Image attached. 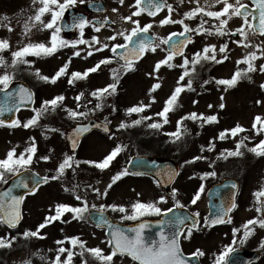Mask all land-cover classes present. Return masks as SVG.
Returning a JSON list of instances; mask_svg holds the SVG:
<instances>
[{"label":"rangeland","instance_id":"obj_1","mask_svg":"<svg viewBox=\"0 0 264 264\" xmlns=\"http://www.w3.org/2000/svg\"><path fill=\"white\" fill-rule=\"evenodd\" d=\"M88 1L90 0H86L84 4H81L78 0L73 8L85 11L84 6ZM166 2L172 5L174 9L172 13L173 19H182L185 12L192 10L196 6L195 0H183V2L181 0H166ZM134 3L135 0H124V4L120 5L119 0H106V16L111 20L112 25L105 27L98 33L87 29L86 32L90 34L88 36L90 41L93 36H97L102 43H108L109 45L112 43H123L122 37H118L116 41H109L107 38L117 32H127L135 27L131 22H125L122 19V17L129 16L136 10L135 7H132ZM211 3L212 0H208V4ZM199 4L205 6V0H199ZM40 6L38 0L35 4L33 0H0V40H6L9 44V48L0 52V56L9 64L12 59L11 53L24 47L26 44L39 43L40 40H44V35L45 40L43 43L48 44L46 38L47 33H43L44 30H41L39 26L31 28V31L25 34V24L31 23L29 17L34 16L36 9ZM220 7L222 5H215L208 10L215 11ZM113 8H116L117 11L113 12ZM167 15L168 11L166 8L161 15L154 19H149L143 14L139 17H133V19H138L141 26L151 23L153 27L149 30V33H153L156 37L165 38L173 31L178 33L183 30L179 24H169L161 27L159 21ZM45 17L44 19H46ZM205 19L210 18L205 17ZM199 22L198 17L193 20H185V23L191 28H195ZM241 23L240 18H233L229 21L228 29L235 30ZM217 24L218 21L212 19L204 27L212 28L214 31ZM9 28H11V31H9ZM192 36L194 43L185 54L189 59L192 58L193 53L201 51L207 44H216L219 46L223 43H228L231 50L228 53L229 59L222 64H216L212 61H202L201 64L195 66V73L191 77L192 89L194 91L185 89L179 95L177 106L173 111L168 113L169 122L163 124V127L160 129H153L148 125L160 121L161 118L155 116V113L163 108L165 101L172 94L174 88L178 86L177 81L183 71L179 67L172 69L162 67L158 74H154L159 77V80L150 78L148 73H151L155 63L163 59L166 55L160 49H157L156 53L149 52L140 64L135 65V70L128 71L126 74L120 64L112 62L109 65H102L100 70L89 75L88 78L77 80L72 84L76 89L83 91L89 100H91L92 106L94 103H101L102 108H94L95 110L92 111V114L107 123L110 121L108 124L112 128L109 135L97 132L88 135L82 141L79 150L74 153L68 150L64 137L70 127L69 122L71 119L67 110H76L74 101L70 99L72 95L70 96L67 92L59 111L52 116L46 113L40 118L37 125L29 129L22 127L12 128L10 130L0 128V158H4L7 151L13 147H16L18 153L23 151L29 146L31 142L30 138H35L37 153L34 157L33 164L29 168L42 176L54 175L58 164L66 155H73L74 159L78 161H100L116 145L126 146L112 162L109 169L100 171L95 167L83 163L80 164L79 168H75V165H73L72 169L66 170L61 180L50 181L48 184L39 188L34 196L28 197L23 203V220L18 231L9 235L10 233H7V230L0 225V237H4L5 239H10L13 236L16 237L10 248H0V264H25V261H30L31 264H52L57 254V249L61 247L56 241L65 240L67 237H79L80 240L86 242L87 248L99 247L107 254L109 248L106 245L107 239L104 233L93 227L87 219L79 221L72 219L71 214H65L63 217L64 220L70 222L62 223L55 221L48 224L44 229H41V235L45 237L44 239L36 237L25 238L22 234L25 231H35L44 222L46 216L54 215L57 204L63 203L72 206L79 204L75 200L73 193L71 191L65 192L64 187L71 189L74 185H79L77 191L87 200L89 205L95 204L97 207L101 204L124 205L129 209V212L131 211V205L138 200L141 202L157 201L161 196L160 190L149 180L133 179L130 175L123 177L113 185L108 190L107 197H98L93 191V189H99L101 192H104L107 185L111 182V178L121 169L126 168V163L130 157L136 155L164 157L177 164L179 174L172 188L177 190L176 198L184 199L188 204H186L188 208H190L189 198L195 195L201 185H203L204 191L197 201L198 205L195 207V212L204 210V206L206 205L205 191L212 184L224 178L237 180L239 187L236 192V202L239 203L240 207L233 214L229 227L231 226L230 228H232L234 220L239 219V224H242L240 228L245 230L243 225L248 220L253 218L259 219L258 212L255 208H258L261 196H254V193L264 191V157H257L247 151V148L254 146L255 143L259 142L258 140L264 138V134L255 136L251 131L254 117L257 115L264 117V90H261L259 87L261 83H264V73L259 71L250 73V81L248 79H242L234 88L224 91L223 86L216 85L214 80L230 78L237 68H245L246 65H237L236 62L254 49L237 46L233 41L239 39L238 36L217 37L215 35L206 36L195 34H192ZM81 38L80 35L76 34V36L67 39V41H77ZM62 39L66 40L63 36ZM262 41H264V37L257 36L253 39L252 43L257 45L261 44ZM90 50L92 49L88 45L81 44L76 49L68 47L65 53L61 52V55L57 53L50 60H45L46 58L38 60L39 57L30 56L31 59L37 60L30 65H20L14 72L13 80L18 79L29 83L37 92L40 102H42L49 95H55L58 90L60 92V87L65 90V88L68 89L72 86L67 83V76L71 72H81L97 59L108 57L111 54L106 49L103 52H94L92 56H88L87 53ZM74 51H80V56H73ZM257 54L259 55V53ZM220 55L217 49L218 58ZM69 60H71V63L68 68V75L62 76L60 81L55 84L40 81L34 74L37 69L40 71V74L43 73L42 69L46 67L44 69V75L48 76L51 72L45 70L49 66L53 70L58 65L62 67ZM172 63L179 65L182 63V58L175 59ZM255 63L258 66L264 63V59L257 60ZM112 70H116L119 75L117 90L114 94H105L102 100H97L91 93L96 89L104 88L114 82L112 79ZM7 71L12 73L13 69L9 67ZM3 72L4 69L0 68V75ZM188 79L189 77H186L182 83L187 84ZM205 80L212 82L201 87ZM157 82L161 84V87L150 96L149 89ZM54 86L58 87V89ZM152 96L155 97V103H152L151 107L145 112L132 115L126 113L128 108L138 105L140 102L149 104ZM221 96L224 97L223 101L221 100ZM92 98L95 101L94 103ZM257 100L261 101L259 105L256 103ZM193 101H198V103L194 104ZM221 103L225 105L223 109L219 107ZM210 104L212 108L208 107ZM192 112H196L197 114L202 113L205 116L216 115L218 122L202 124L199 120L193 121L187 119L183 121L179 139L166 135V133L176 132L177 121ZM33 115L23 112L19 113L17 118L21 122H26ZM55 116L58 118L57 120H50ZM141 116H152L153 119L143 121L139 125L131 126V122L140 119ZM121 122H125L129 127L120 129L119 125ZM237 124L245 129H249V131L241 133L235 138L228 137L224 140L217 138L221 131L231 129ZM52 129L56 131H52ZM185 129L187 130L186 132ZM110 135L113 137L112 139H109ZM243 136H249L251 140L244 141L247 147L241 148L242 156L229 157L226 160L223 158L218 159L225 149L235 150L236 143ZM210 142L215 145L212 151L208 150ZM168 150L173 152L172 157L166 153ZM46 155L51 157L49 161L45 162L39 159V157ZM197 156L203 157V159L196 160L193 163H186V161H192ZM210 172H215V176H207L201 179L205 173ZM137 193H139V196ZM106 212L115 221L129 222V220H122V214L118 212H111L110 210ZM229 227H226L227 230ZM250 228L253 229V232L245 240L243 247L249 250H259L264 255V248L261 247V241H264V228L259 227L258 224L251 225ZM206 234L208 235V233ZM209 235H212L213 238L208 239L207 236L203 237L208 251L211 249L207 245L209 241L214 243V241L222 238L221 233L217 234L213 232ZM63 247L72 249L71 244L68 242ZM72 250L77 253L80 251L78 247ZM65 257L66 253L62 254L61 260ZM84 259H87L88 264H98L88 253H85L84 257L75 255L72 264H82V260ZM114 260L115 264H133L125 257L121 259L117 256L114 257ZM259 264H264V256Z\"/></svg>","mask_w":264,"mask_h":264},{"label":"snow or ice","instance_id":"obj_2","mask_svg":"<svg viewBox=\"0 0 264 264\" xmlns=\"http://www.w3.org/2000/svg\"><path fill=\"white\" fill-rule=\"evenodd\" d=\"M38 2L41 6L36 9L34 16L29 17V21L31 23L25 24V34L29 33L31 28L37 26H39L41 30H51L50 43L45 44L41 42L35 44H26L19 50L13 51L11 53L12 59L10 64L5 61L2 56H0V68L4 69L3 74L0 75V92H4L6 94L4 102L0 103V116H3L5 112H12L13 109L19 111V107L17 106V97L19 98L20 104H23L25 101H32L33 93L24 87H21L19 92L15 94L8 91L10 85L13 82L15 70L20 65H30V61H28L26 57L51 56L55 54L61 47H71L76 49L78 45L85 44L88 45L90 49H92L88 51V56H92L94 52H103L107 49L113 54L114 57L123 61L121 67L124 69L125 74L128 71L135 70V64L143 59L147 53H156L157 49L164 51L166 55L163 59L155 63L153 71L148 73V76L150 78L159 80V77L155 76L154 74H158L162 67H167L168 69L179 67L183 69V71L178 78V86L174 88L172 94L165 101L163 108L159 112L155 113V116L161 118L160 121L153 122L148 125L153 129H160L163 127V124L169 122L168 113L173 111L177 106L179 95L185 91V89L194 91V89H192L191 77L193 73H195V66L197 64H201L202 61H212L216 64H222L229 59L228 53L231 50L228 43H223L219 46L216 44H207L202 48L201 51L193 53L192 58L189 59L185 55L184 49L189 44L194 43L192 34L206 36L215 35L217 37L238 36L239 39L233 41L237 46L254 49L236 62L237 65H246L245 68H237L230 78L214 80L216 85L223 86L224 91L234 88L242 79H248L250 81V73L256 71L264 73V63H261L258 66L255 63L257 60L264 59V47H262V45H264V41L257 45L252 43L255 37H264V0H251V6H249L247 3H243L242 0H212L211 4H208V0H205V6H201L199 4V0H195L196 6L192 10L185 12L182 19L172 18L174 9L172 5L167 4L166 0H135V3L132 7H135L136 10L133 11L131 15L122 17L125 22H131L133 25H135V27L131 28L130 31H120L108 37L107 39L109 41H116L118 37L123 38V43H112L111 45L108 43H102L97 36H93L91 41L85 40L83 38L77 41H67L59 37V33L61 31L72 29H79L81 37H83L84 29L89 26V20L83 16L74 17L71 24L59 23L62 21L66 9L69 7H74L78 0H62V2L61 0H38ZM85 2L86 0H79V3L81 4H84ZM181 2H183V0H181ZM33 3H37V0H33ZM119 4L123 5L124 0H119ZM215 5H222V7L215 11L208 10ZM165 8H167L168 15L159 21L160 26L163 27L169 24H179L182 26L183 30L178 33H170L166 38L155 37L154 39H149L146 34L149 33V30L153 27V25L148 23L141 26L140 21L138 19H133V17H139L145 12L148 16L155 17ZM112 11L116 12L117 9L113 8ZM45 16H50V19H48L46 22L44 19ZM197 17L199 18L200 22L195 28H191L187 23H185V20H193ZM205 17L210 19H205ZM233 18H240L242 23L235 30H230L228 29V24ZM212 19L218 21L214 31L212 28L204 27V25L210 23V20ZM104 23H108L107 18H105ZM103 26V24L100 26L95 24L92 25L93 30L97 33L101 31V27ZM9 31H11V28H9ZM177 36L183 37V39L177 41L174 39ZM8 48V42L6 40H0V52H3ZM217 49L218 53L221 54L219 58L217 56ZM257 53H259V55ZM73 56H80V51H74ZM177 56L182 58V63L179 65L172 63ZM112 62L113 57H105L99 60L93 67H90L83 72H71L68 78V83L72 85L77 80L86 79L91 73H95L100 70L102 65H109ZM70 63L71 60L66 62L52 77L41 75L38 69L34 74L44 82L55 84L60 77L68 75ZM9 67L13 69L12 73L7 71ZM112 72V79L114 82L108 84L104 88L96 89L91 93V95L97 100H102L105 97V94L112 95L116 92L117 85L119 83V75L117 74L116 70H112ZM186 77H189V79L187 84H184L182 82L185 81ZM211 82L212 81L205 80L203 81L201 87ZM160 87L161 84L159 82L154 83L149 89V95L151 96V94L157 91ZM259 87L261 90H264V83H261ZM83 95L84 93H80L75 97V100L79 102ZM223 99L224 97L221 96L222 101ZM64 100L65 97L63 95L56 96L50 100H45L39 109H33V117L28 119L26 122H21L19 119H13L10 122H6L5 120L0 119V126H8L10 128L22 127L24 129H29L30 127L37 125L40 118L46 113L61 106ZM152 103H155L154 96L151 97V102L149 104L140 102L138 105L128 108L126 113L128 115L143 113L151 107ZM193 103H198V101H193ZM256 103L259 105L261 101L257 100ZM95 107L100 109L102 108V105L101 103H97ZM208 107L212 108V105L210 104ZM219 107L220 109H223L225 107L224 103H221ZM67 111L69 117L73 119L87 115L84 112H77L71 109H68ZM113 111H115V109H113ZM152 119V116H141L140 119L133 120L131 122V126L139 125L143 121H150ZM187 119H191L193 121L199 120L202 122V124L218 122V117L216 115L205 116L202 113L197 114L196 112H192L181 117L180 120L177 121L176 132L166 133V135H170L176 139H179L181 135V126L183 121ZM108 123H110V121H108ZM95 126L101 127L100 125ZM127 127H129V125L125 122H121L119 125L120 129ZM102 130L105 133H109L110 131L107 124L103 125ZM52 131L56 130L52 129ZM88 131H90L88 126H79L74 130V132L77 134H83ZM186 131L187 130L185 129V132ZM247 131H249V129H245L241 125L237 124L231 129H225L221 131L217 138L219 140H224L228 137L235 138L239 134L245 133ZM251 131L255 136L264 134V117L259 115L254 117ZM112 138L113 137L110 135L109 139ZM70 139L72 143V149L75 150L77 146V139L75 136L70 137ZM246 140L250 141L251 137H241V139L236 143L235 150L225 149L220 154L218 159L223 158L226 160L229 157L242 156L243 153L241 152V148L247 147V145L244 143ZM30 141L31 142L29 146H27L23 151L18 153L16 147H13L7 151L4 158H0V183L8 184V176L19 177L22 171H27L33 164L34 157L37 153V146L35 143V138H30ZM214 146L215 145L210 142V147L208 150L212 151ZM125 147L126 146L120 144L116 145L100 161H78L74 159L73 155H66L65 158L58 164L54 175L34 179L31 182V187L29 182L25 180H19L16 186L27 190L28 195H34L42 185L48 184L50 181L61 180L65 175L66 170L72 169L73 165H75V168H79L80 164L83 163L95 167L100 171H104L111 167L112 162L119 156ZM247 151L253 153L257 157H264V139L259 140V142L254 146L247 148ZM39 159L47 162L51 159V157L46 155L39 157ZM199 159H203V157H194L192 161H186V163H193ZM157 174L159 175V173ZM178 174V172H174V175ZM129 175L146 176L148 175V172L140 170L132 171L130 168H123L111 178V182L107 185V188L104 190V192H101L99 189H93V191L98 197H107L108 190L111 189L113 185H115L123 177ZM207 176H215V172L205 173L201 179H204ZM156 183L157 186H159V181ZM232 187L235 188L236 186L233 185ZM78 188L79 185H74L71 189L64 187L65 192L71 191L73 193L75 200L79 202L77 206L63 203L57 204L55 206L54 215L46 216L44 222L41 223L35 231H25L22 235L25 238L36 237L39 239H44L45 237L41 235V229H44L48 224L55 221L68 223L70 221L64 220L63 217L65 214H71L72 219L74 220L79 221L86 218L95 219L96 227L100 228L106 226L109 228V239L107 241L109 252L105 254L104 250L99 247L87 248L86 242L80 240L79 237H67L65 240L56 241V243L61 245V247L57 249V254L55 259L52 261V264H72V260L75 255L84 257L85 253L90 254L92 258L98 262V264H115L114 257L117 256H119L121 259L128 257L132 262H134V264H190L189 258L183 253L181 240L190 239L194 230L200 231L203 228H209L217 224L231 223V217L228 216V213L237 207L236 203L233 201L227 207L222 206L221 214H218L215 218L211 219L209 217H205L203 223H201L198 212L192 213L190 217L182 215L170 216L169 214L173 212V208L163 210L158 206L159 204L167 202L164 196H160L155 202H141L138 200L131 205V211L129 212V209L124 205L101 204L99 207H97L95 204L89 205L87 200L77 191ZM203 191L204 187L201 185L200 189L191 200V204L195 205L197 203ZM137 195L139 196V193H137ZM171 195L175 208L185 207L179 202V200H177L176 189H172ZM254 196H264V191L254 193ZM24 199L25 196L13 195L12 188H8L6 191L0 192V225H5L10 229L17 227L22 219L20 206L24 202ZM262 209H264V204H262L261 208H257L256 211L261 212ZM93 210L99 213V215L92 217L91 213ZM109 210L111 212H118L122 214L121 219L129 221H139L142 217L149 215L168 217L167 220H161L160 224L167 225L170 229H172V233L171 235H168L163 230H161L159 233V240L150 241L145 237V229L148 227V224L140 222L136 227L128 229V232L133 233V235H128L124 230L114 227L108 218L104 216V213ZM85 213L89 214L88 217L85 216ZM225 217L228 218L225 219ZM189 220L191 221L190 224H188ZM257 224L259 227L264 228V218L259 220L253 218L248 220L243 225L245 231L242 234L243 238L240 239L241 244H243L253 232V229L249 226ZM238 232V229H233L234 238L237 237ZM15 239L16 237L14 236L10 239L0 237V248H10L12 246V242ZM66 242L71 244L72 249L78 247L80 249L79 253L74 252L72 249L63 247ZM235 243L236 240L234 239L232 244L226 246L224 250L216 257L214 264H229L228 257L232 252L235 251V248L233 247ZM261 247L264 248V241H261ZM65 253L66 257L61 260L62 254ZM204 255L205 253L200 249H196L190 254L191 257H202ZM25 264H31V262L25 261ZM82 264H88L87 259L82 260Z\"/></svg>","mask_w":264,"mask_h":264},{"label":"flooded vegetation","instance_id":"obj_3","mask_svg":"<svg viewBox=\"0 0 264 264\" xmlns=\"http://www.w3.org/2000/svg\"><path fill=\"white\" fill-rule=\"evenodd\" d=\"M92 2H101L102 4H103V8L102 7H100V6H98V5H92L93 3ZM242 2L243 3H247V4H249V2H248V0H242ZM250 5V4H249ZM85 11H80V10H78V9H75V8H73V7H69L68 9H66V11H65V14H64V17H63V19H62V21H60L59 23H61V24H71L72 23V21H73V18L74 17H81V16H83V17H85V18H87L88 20H89V26L88 27H86L85 29H84V34H83V39H85V40H88V41H90V39L88 38V36L90 35L88 32H86V30L87 29H89L90 31L92 30V31H94L93 30V27H92V25L93 24H95V25H97V26H100L101 24H103L104 26L103 27H101V30L102 29H104L105 27H108V26H111L112 25V22L111 23H104V21H105V18H107V20H110L107 16H106V12H107V4H106V0H90V1H88L86 4H85ZM166 9V8H165ZM164 10V9H163ZM163 10H162V12H163ZM161 12V13H162ZM161 13L159 14V15H161ZM35 14V13H34ZM144 14V16L145 17H147V18H149V19H154V18H156V17H158L159 15H157V16H155V17H149L147 14H146V12L145 13H143ZM46 19H45V22L48 20V19H50V16H46L45 17ZM173 32H176V31H173ZM172 32V33H173ZM43 33H47V35H46V38H47V42H48V44L50 43V36H51V30H44L43 31ZM76 34H78V35H80L81 36V34H80V30L79 29H72V30H64V31H61L60 33H59V37L60 38H62V36L67 40V39H70V38H73L74 36H76ZM151 34V33H150ZM170 34V33H169ZM168 34V35H169ZM152 36H153V38H155L156 37V35H154L153 33L151 34ZM167 35V36H168ZM166 36V37H167ZM165 37V38H166ZM44 40H45V35H44ZM44 40L42 41V40H40V42L39 43H43L44 42ZM163 47H165V46H163ZM68 47H61V48H59V50L55 53V54H59V55H61V52L62 53H65V51H66V49H67ZM55 54H53V55H51V56H40L39 57V59L38 60H43V59H45V60H50V58L51 57H53V56H55ZM186 54V53H185ZM148 55V53L144 56V58L143 59H141L139 62H137L135 65H138V64H140L144 59H145V57ZM109 56H111V55H109ZM113 57V62L114 63H121V64H123L122 62H119L118 61V59L116 58V57H114V56H112ZM104 57H102V58H99V59H97L96 61H94L90 66H88V67H85L84 68V70L83 71H85L86 69H88V68H90V67H93L99 60H101V59H103ZM179 58H181V57H176L175 59H179ZM26 59L27 60H29L30 61V64L31 63H34V61H36L37 59H31V57L30 56H28V57H26ZM42 68H43V66H42ZM46 67H44V69H45ZM51 68V66H49L48 67V69L47 70H45V71H50L51 72V74H49L48 76L49 77H52V76H54L55 75V73L59 70V68H60V66L58 65V67H55L53 70H51L50 69ZM44 69H42L43 71V73H41V75H43V76H45L44 75ZM50 69V70H49ZM83 71H81V72H83ZM47 76V75H46ZM67 78H68V76H67ZM39 79V78H38ZM60 79H61V77L57 80V82L58 81H60ZM15 81H22V80H18V79H16V80H13V82H15ZM40 81H43V80H41L40 79ZM12 82V83H13ZM23 83H25V85L32 91V93H33V98H34V103H33V108H32V110H27V109H24V110H21V111H19L18 113H17V117H18V114L19 113H23V112H26V113H29V114H34V112H33V109H36L37 107H41V105H42V103H43V101H45V100H50V99H52V98H54V97H56V96H59V95H63V96H65V94H66V92L68 93V94H70V96H71V98L70 99H72L73 101H74V107H75V111H77V112H84V113H86L87 115L86 116H81V117H78V118H76V119H73V118H71L70 119V122H69V124H70V126L71 125H73V124H75V123H84V122H86L90 117H95V118H97L96 116H94L92 113H91V107H92V105H91V100H89V98L84 94L82 97H81V100L79 101V102H77L76 100H75V97L77 96V95H79L80 93H83V91H81V89H76V87H73V85L72 86H70L68 89H66L65 87V90H63L61 87L59 88L61 91L59 92V90H58V92L55 94V95H49L47 98H45L44 100H42V102H40V100H39V98H38V94H37V92L34 90V88H32L30 85H29V83H27V82H25V81H22ZM56 82V83H57ZM54 87H56V86H54ZM57 89H58V87H56ZM73 97V98H72ZM92 101H93V103L95 102L94 101V99H92ZM66 104V103H65ZM64 104V105H65ZM87 104H88V106L89 107H87ZM96 104L97 103H94L93 104V107L94 108H96L95 106H96ZM79 105V106H78ZM59 108H60V106L59 107H57L55 110H52V111H49L48 112V114L49 115H53V114H56L58 111H59ZM37 109H39V108H37ZM95 110V109H94ZM16 117V118H17ZM58 118L55 116V117H52L50 120H57ZM99 119V118H98ZM100 120H102V119H100ZM103 121V120H102ZM104 122V121H103ZM106 122V121H105ZM2 127H4V126H2ZM6 127H8V126H6ZM70 128V127H69ZM69 130V129H68ZM93 132H97V133H101V132H99V131H97V130H94V131H92L90 134H92ZM89 134V135H90ZM65 136V135H64ZM88 136V135H87ZM86 136V137H87ZM85 137V138H86ZM85 138H82V140H81V142H80V144H79V146H78V148L75 150V151H73V152H71V153H74V152H76V151H78L79 150V147H80V145H81V143H82V141L85 139ZM41 175V174H40ZM42 176V175H41ZM132 178H135V179H144V180H149L150 182H152L155 186H156V188L158 189V190H160V192H161V196H164L165 194H164V192H163V190H161L158 186H157V184L153 181V180H151L149 177H145V176H132V175H130ZM11 176H9L8 177V179L10 178ZM173 186V185H172ZM173 189V188H172ZM182 193V192H181ZM163 194V195H162ZM28 197H30V196H28ZM28 197H26L25 199H27ZM165 198H166V200H167V202L166 203H163V204H159L158 206L159 207H161V206H163V207H161V209H163V210H166V209H168V208H173V212L172 213H170L169 215L170 216H175V215H181L180 213H179V210H185L186 212H189L190 214H192V213H195V207L198 205V202L195 204V205H193V204H189L190 205V208H188V207H186L188 204H187V202L184 200V199H182V198H179V199H177V200H179V202L181 203V204H183L185 207L184 208H175L174 207V201H173V199H172V195H170V196H167V195H165L164 196ZM206 200V199H205ZM187 204V205H186ZM236 205H237V207L235 208V209H233L231 212H230V214H229V216L231 217V219H232V217H233V214L238 210V208L240 207L239 206V203H237L236 202ZM205 208H204V210H198L197 212L199 213V219H200V221H201V223H203V220H204V218L205 217H207V211H208V205H207V201H206V205L204 206ZM257 208V207H256ZM256 208H255V210H256ZM258 208H259V204H258ZM109 215V214H108ZM182 216H188V214L187 213H183L182 214ZM161 216H155V215H149V216H145V217H142L141 218V220H158L159 218H160ZM258 217H259V219H261V215H260V212H258ZM111 218V217H110ZM112 219V218H111ZM168 219V218H167ZM166 219V220H167ZM258 219V220H259ZM113 220V219H112ZM141 220H139V221H141ZM114 221V220H113ZM239 219H236V220H234V224L232 225V228H230L229 227V225L231 224V223H224V224H220V225H215V226H212V227H209V228H203L202 230H200V231H193V235H192V237L190 238V239H187V240H185V239H182L181 240V247H182V250H183V253H184V255L185 256H188V257H191L190 256V254L191 253H193L196 249H200V250H202L204 253H205V255L204 256H202V257H193V258H195L196 260H197V262L199 263V264H214V262H215V259H216V257L224 250V248L226 247V246H228V245H230V244H232V242H233V240L235 239L236 240V243L233 245V247L235 248V251H237V250H244V251H246V252H257L258 253V259L256 260V261H254V262H249L248 264H259L260 263V261L262 260V258H263V256L264 255H262V253H261V251H257V250H249V249H246V248H244L243 247V244H241L240 243V239H242L243 238V232L245 231V230H243L242 228H240V227H242V224H239ZM134 222H138V221H131L130 223H134ZM129 223V222H128ZM191 223V221L189 220L188 221V224H190ZM164 226H166V225H164ZM251 226V225H250ZM249 226V227H250ZM226 227H229V229L227 230V228ZM234 228H236V229H238L239 230V232H238V234H237V237H235L234 238V236H233V229ZM224 229H226V230H224ZM103 233H104V235H105V237H106V232H105V230H102V229H100ZM213 232H215V233H217V234H219V233H221V236H222V238L221 239H219V240H217V241H214V243H212V242H210L209 241V244H207V245H209L210 246V251H208L207 249H206V245H205V241H204V239H203V237L204 236H207V238L208 239H211V238H213L212 237V235H209L210 233H213ZM206 233H208V235L206 234ZM247 240V239H246ZM126 259H128L129 261H131L129 258H127V257H125ZM229 258V257H228ZM132 262V261H131ZM133 264H134V262H132ZM234 264H241V261H238V262H234Z\"/></svg>","mask_w":264,"mask_h":264},{"label":"water","instance_id":"obj_4","mask_svg":"<svg viewBox=\"0 0 264 264\" xmlns=\"http://www.w3.org/2000/svg\"><path fill=\"white\" fill-rule=\"evenodd\" d=\"M95 4L103 8V4L101 2H98ZM146 35L148 36L149 39H152L148 34H146ZM174 39L178 41V40H182L183 37L177 36ZM21 87H24L31 92V90L29 88H27V86L23 82L12 83L10 88L8 89V91L15 94V93L19 92V89ZM5 95L6 94L4 92H0V103L4 102ZM33 101L34 100H33V96H32L31 102L25 101L23 104H20L19 98L17 97V106L19 107V109H23V108L32 109ZM16 112L17 111L15 109H13L12 112H5L3 116H0V119L5 120L6 122H10L11 120L15 119ZM95 125H100L101 127H96ZM103 125H105V123H102L101 121H99L95 118H90V119H88V121L86 123H83V124H75L66 134V141L68 143L69 149L73 150L70 137H74V136L76 137L77 146H78L81 138L85 134L91 132L93 129H96V130H99V131L105 133L102 130ZM79 126H88L90 128V131L85 132L83 134H77L74 132V130ZM108 128H109V126H108ZM77 146H76V148H77ZM127 168H130L132 171L140 170V171L148 172V175H146V176L153 178L156 182L159 181V186L167 194L171 193V185H172V183L176 177V175H174V172H178V167H177L175 162H173L170 159L159 158L156 156H150V157L133 156L130 158V160L127 164ZM157 173H159V175ZM39 177L40 176L31 172L30 170L22 171V173L19 177H12L8 181V184H6V186L0 190V192L6 191L8 188H12V194L13 195L26 196V195H28L27 190L16 186L18 184L19 180H25V181L29 182V185L31 187V182L34 179H38ZM233 185H235L236 187L233 188L232 187ZM237 187H238V184L235 180L224 179V180L220 181L217 184H214L213 186H211L209 188V190L207 192V199L209 201L208 217L210 219L215 218L218 214H221L222 206L227 207L228 205H230L234 201L235 194L237 191ZM214 201H217L216 205L213 204ZM262 204H264V196L262 197V199L260 201V208H261ZM20 210H21V206H20ZM179 213L182 215L183 213H186V212H184L183 210H179ZM88 215L89 214L87 213V217H88ZM98 215H99V213H97L96 211H92V213H91L92 217H96ZM104 216L108 218L106 213H104ZM188 216L190 217L191 215L188 214ZM261 217L264 218V209H262V211H261ZM167 218L168 217L161 216V218L159 220L141 221V222L148 224V227L145 229L146 239H148L150 241L151 240L158 241L160 238L159 233L161 232V230H163L166 234L171 235L172 229H170L167 225L164 226V225L160 224L161 220H166ZM225 219H226V217H225ZM108 220L110 221V223L114 227L124 230L126 232V234H128V235H133V233L128 232V229L136 227L140 223V222H138V223L129 224V225H122V224H117V223L112 222L109 218H108ZM89 221L92 222L94 225L96 223L95 219H89ZM104 227L106 228V232H107V236H108L110 229L107 228L106 226H104ZM11 229H14V228H11ZM108 238H109V236H108ZM257 258H258V255L255 252L247 253V252H244L241 250H237V251L232 252L230 254L229 264H234V262H238V261H241V264H248L249 262L257 260ZM189 261H190V264H199L197 262V260L193 257H190Z\"/></svg>","mask_w":264,"mask_h":264},{"label":"trees","instance_id":"obj_5","mask_svg":"<svg viewBox=\"0 0 264 264\" xmlns=\"http://www.w3.org/2000/svg\"><path fill=\"white\" fill-rule=\"evenodd\" d=\"M261 139H264V138H261ZM260 139V140H261ZM259 141V140H258ZM256 144V143H255ZM166 153H168L169 154V156H173L172 154H173V152H170V150H168V151H166ZM208 172V171H207ZM18 231V228L16 229V230H13V231H8L9 233H10V235L11 234H13V233H16Z\"/></svg>","mask_w":264,"mask_h":264}]
</instances>
